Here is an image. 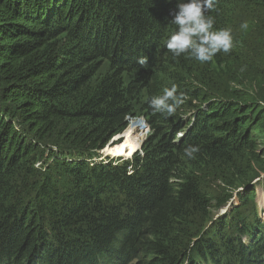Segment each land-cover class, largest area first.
Instances as JSON below:
<instances>
[{"label":"trees","instance_id":"16d2710c","mask_svg":"<svg viewBox=\"0 0 264 264\" xmlns=\"http://www.w3.org/2000/svg\"><path fill=\"white\" fill-rule=\"evenodd\" d=\"M176 2L0 0V264H264L254 190L211 225L232 195H211L182 170L207 163L242 186L253 180L264 0H217L214 30L230 28L234 48L204 64L166 49ZM234 60L248 88L230 79ZM225 80L230 94L216 95ZM173 84L184 104L153 115L150 98ZM137 117L152 131L142 154L95 159ZM189 145L199 147L193 159Z\"/></svg>","mask_w":264,"mask_h":264},{"label":"clouds","instance_id":"9594fccd","mask_svg":"<svg viewBox=\"0 0 264 264\" xmlns=\"http://www.w3.org/2000/svg\"><path fill=\"white\" fill-rule=\"evenodd\" d=\"M216 3L217 0H177L175 10L171 13V20L169 21L175 26V31L165 44L168 53L173 58L187 56L204 64L214 62L217 54H228L231 52L234 48L232 30L230 28H218L214 30L215 18L209 15L210 12L216 10ZM240 27L247 29V22L241 24ZM139 62L141 64L146 63V58H141ZM186 98V94L178 91V86L173 84L170 88H164L161 95L151 97L148 103L153 115L160 114L167 118L176 114L178 108L184 104ZM204 108L203 106L202 109ZM189 118H191L190 114L187 115V119ZM192 122L193 118L190 119L187 128L191 126ZM182 137V132L176 134V141ZM106 149H108V146L99 151L98 157L95 159L100 158V160H103L109 158L115 164L120 163L119 160H113L109 155H104L103 153ZM197 152H199V147L194 145H189L183 149V154L190 159L195 158L194 154ZM133 154L129 157L132 158ZM130 158H125L122 162ZM251 186L253 184L249 185L247 189ZM235 200H237L236 196L232 195V199H230L224 209L238 206V204H234ZM259 207L257 209L263 215L264 210L262 208L259 210Z\"/></svg>","mask_w":264,"mask_h":264},{"label":"rangeland","instance_id":"374dc122","mask_svg":"<svg viewBox=\"0 0 264 264\" xmlns=\"http://www.w3.org/2000/svg\"><path fill=\"white\" fill-rule=\"evenodd\" d=\"M235 12L237 13V11L235 10ZM243 47L245 48V44H242ZM260 59V58H259ZM107 63L105 62V60L99 59L97 61V67H99V71L102 72H106L107 71ZM232 70L228 71V73L231 74L230 79H237V78H241V80H237V82L242 83L243 87H249L248 82L246 80V75L248 73L247 70L245 71H239L240 66L236 63V60H234L232 63ZM95 71H97V69H95ZM260 72L262 74V76L264 75V64L260 67ZM95 79V78H94ZM93 79V80H94ZM92 80V81H93ZM229 82H227V80L225 81H220L217 86L216 89L219 90L220 92L217 93L216 95H221V94H230L229 90H228V84ZM211 90H214L213 87ZM208 94L210 96H212V98H216L215 95L212 92H208ZM133 122H138L140 123V128H138L135 133L134 136L135 138H137L138 140H140V145L139 148L135 151V153L133 154L134 157L135 156H140L142 153V147H144L145 143L147 142L148 139H150L152 137V131L149 129V126L147 125V122L144 121L143 118L141 117H137V118H127L126 119V123H127V127L124 130L123 134L120 137L117 138H113L110 143L109 146L110 148H108L107 150H111L112 148H114L116 145L119 144H123V140H124V135L126 133V131L129 129L130 125ZM138 136V137H137ZM252 137V142L254 143V147L256 149V152L260 153V158H256L254 160H252V158L247 156L246 159V164L249 165V170L253 171V174H251V178L253 179L251 183L247 184V185H243V182H241L240 180H236V178H234L230 172H232L233 170L229 169L227 166L224 167H208L207 163H203L201 165L198 164H192V165H182V170H188V169H192L195 171V175L198 176V180L200 182V184L202 185V187L208 191L211 195L214 196H219V197H225L227 195H234L237 196L238 194H242L249 185L253 184V186H251L249 189H252L255 191V201H254V206L255 207H259V210L261 207H263V203H264V135L262 134H253L251 135ZM141 138V139H140ZM55 145L58 143H54ZM129 148H125V152L126 155H121L120 157L122 158H118L115 157L113 158V160H119L120 163H122L123 160H125V158L127 157V152ZM101 155V154H100ZM102 156V155H101ZM103 157V156H102ZM111 158V157H110ZM130 157H127V159ZM112 159V158H111ZM98 160H100V158H98ZM240 162H241V167L245 168V163L242 157H240ZM217 168V169H215ZM229 186L230 189L226 190L225 186ZM263 193V194H262ZM234 204L237 205L238 201L235 200ZM229 208H221L218 212H215L213 214V218L212 219V224H216V221L222 216L225 215L229 212ZM264 213V212H263ZM210 219V220H211ZM211 223V221H210ZM120 264H124L123 262H121ZM129 264H138V257L135 258V260Z\"/></svg>","mask_w":264,"mask_h":264},{"label":"bare ground","instance_id":"6f19581e","mask_svg":"<svg viewBox=\"0 0 264 264\" xmlns=\"http://www.w3.org/2000/svg\"><path fill=\"white\" fill-rule=\"evenodd\" d=\"M140 126H141L140 123L133 122L124 135L123 144L116 145L111 150L106 149V150H104L103 154L109 155L112 158L120 157L121 155H126V152L124 150H125V148H129L128 149L129 151L127 152V154H128L127 157L131 156L139 148V145H140L139 144L140 140H138L134 136L135 131L138 128H140ZM261 208L264 210V203H263V207H261Z\"/></svg>","mask_w":264,"mask_h":264},{"label":"water","instance_id":"95a60500","mask_svg":"<svg viewBox=\"0 0 264 264\" xmlns=\"http://www.w3.org/2000/svg\"><path fill=\"white\" fill-rule=\"evenodd\" d=\"M117 137H120V138H121V135L116 136V137H114V138H117ZM107 146H108V148H110L109 144H108ZM134 153H135V152H134Z\"/></svg>","mask_w":264,"mask_h":264}]
</instances>
